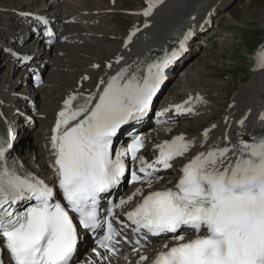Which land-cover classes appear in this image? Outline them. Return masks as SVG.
Listing matches in <instances>:
<instances>
[{"label": "snow or ice", "instance_id": "snow-or-ice-1", "mask_svg": "<svg viewBox=\"0 0 264 264\" xmlns=\"http://www.w3.org/2000/svg\"><path fill=\"white\" fill-rule=\"evenodd\" d=\"M158 2L161 0H149L143 15L149 16ZM189 36L180 41L179 49L149 63L143 75H129L128 69H121L107 81L94 105L93 96L87 97L90 106L77 109H72L75 96L64 101L51 136L55 157L52 186L31 173L20 175L8 163L6 154L12 145L0 141V264L3 249L12 264H71L79 227L95 230L100 225V202L125 178V158L140 164L139 174L131 171L129 182L151 189L154 181L162 179L156 173L170 168L171 161L189 150L191 144L178 136L158 145L159 155L148 162L137 155L144 147L143 136L133 134L131 142L116 149L113 158L114 138L122 126L138 123L149 113L166 79L165 70L183 51ZM258 59L264 62V56ZM175 110L179 114L192 109L176 105ZM203 135L207 137V131ZM181 173L173 188L146 195L137 188L126 199L111 203L99 247L116 255L120 232L112 223L115 209L139 196L140 201L125 213L128 223L116 222L122 229L130 228L137 244L146 235L171 234L176 241L171 247L165 243L150 264H264V137L201 152ZM182 229L191 230L193 238L186 239ZM140 247L134 245L133 253L140 252ZM148 260L140 254L136 264Z\"/></svg>", "mask_w": 264, "mask_h": 264}, {"label": "bare ground", "instance_id": "bare-ground-1", "mask_svg": "<svg viewBox=\"0 0 264 264\" xmlns=\"http://www.w3.org/2000/svg\"><path fill=\"white\" fill-rule=\"evenodd\" d=\"M0 1L16 2L0 7V62H4L0 63V141L12 145L6 154L8 163L20 175L31 173L49 185L53 184L55 177L51 168L53 155L49 137L66 99L75 96L72 109L90 106L86 103L87 97H97L99 91L96 87L103 85L102 80L106 81L122 68L128 69L129 75L133 72L143 75L149 63L179 49L180 41L187 34L190 36L183 49L186 55L175 63L178 69L166 72L164 91L159 96L165 95V98L153 121L144 124L140 132L147 143L141 155L146 161H153L159 155L157 146L177 136H183L191 147L182 157L170 162L171 170L166 169L157 175L162 179L154 181L151 189L146 184L130 186L125 194L119 189L117 203L132 195L137 188L144 195L153 190L173 188L182 175V163H188L201 152L225 146L231 148L241 141L251 143L253 136L264 137V120L261 119L264 116V65L258 71L253 66L248 81L239 84L232 94L225 97L216 91L226 88L228 80L213 78L207 83L202 79V70L198 73L199 67L194 63L195 55L198 51L202 54L209 38L213 36L216 41L221 37L214 29L209 35L204 32L218 18L229 19L219 12L227 1L232 0H164L148 18L143 13L149 0H140L144 8L129 13L131 25L127 29L128 35L118 41L113 34L106 33L103 17L107 5L98 0ZM262 14L264 12H257L256 15H248L247 19L261 21L264 27ZM38 17L47 23H41ZM47 28L54 33L55 40L51 44L44 35ZM133 32L135 35L132 36ZM195 40H198L196 44ZM261 56H264V43L251 57L252 62ZM38 72L43 75L40 85L35 80ZM178 75L183 77L179 79V85L173 86V78ZM225 99L227 106L219 108L218 104ZM185 101L190 103L185 104ZM176 105L192 110L178 114ZM160 112L164 115L158 116ZM200 124L206 125L199 133H193L192 129ZM205 131L207 137L203 135ZM136 165L140 167L139 161ZM139 201V196L133 197L127 208ZM82 239L87 246L93 243L89 236L82 235ZM175 242L171 238L159 240L135 256L132 251L122 264L129 259L136 263L140 254L150 260L163 250L165 243L171 246ZM87 253V262L121 264V260H113L101 250ZM2 259L3 264L8 263L4 253Z\"/></svg>", "mask_w": 264, "mask_h": 264}, {"label": "rangeland", "instance_id": "rangeland-1", "mask_svg": "<svg viewBox=\"0 0 264 264\" xmlns=\"http://www.w3.org/2000/svg\"><path fill=\"white\" fill-rule=\"evenodd\" d=\"M98 1L101 4L103 3L107 5V12L103 17V20L105 21L104 26L107 29L106 33L113 34L117 41L120 37L128 35L127 29L131 25V15H129V13L144 8H142L143 4L140 0ZM11 3L0 1V7L3 5H11ZM12 4H16V2H13ZM221 10L222 11H220L219 14H226L225 16L227 18L229 17V19L225 20L218 18L212 23L214 25L213 28L204 32V34L207 33L209 35L214 29L221 34V37H218V40L216 39V41H218L217 43H215L216 41L213 36L209 38L208 42L205 43L207 46L203 49L202 54L198 51L195 55L194 63L197 68L199 67L197 69L198 73L202 70L203 81L207 82L213 80V78L217 81L228 80L229 84H226V88L216 91L218 94L228 97L239 84L248 81L253 65L251 57L254 55L260 44L264 43V27H262L261 21H251L247 19L248 15L252 16L256 15L257 12H264V0L227 1L225 7ZM262 18H264V14H262ZM12 29H14V27ZM10 32L12 33V31ZM121 41H123V39ZM197 42L198 40L194 41L195 44ZM191 47L192 46H190V48ZM0 63L4 62L1 61ZM184 67L186 69L187 65ZM178 68L179 66L176 67V69ZM182 77L183 76L179 75L177 79L174 80L173 86L179 85L177 83H179V79ZM226 101L227 99L219 103L218 107H226L228 102ZM205 125L206 124H200L198 127L193 128L192 132L195 134L199 133L198 131H200Z\"/></svg>", "mask_w": 264, "mask_h": 264}]
</instances>
